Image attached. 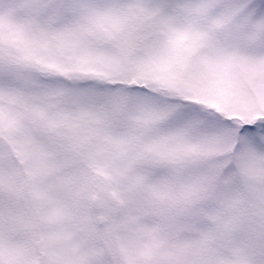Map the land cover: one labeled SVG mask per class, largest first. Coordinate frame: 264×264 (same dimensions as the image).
<instances>
[{"label":"snow or ice","instance_id":"obj_1","mask_svg":"<svg viewBox=\"0 0 264 264\" xmlns=\"http://www.w3.org/2000/svg\"><path fill=\"white\" fill-rule=\"evenodd\" d=\"M0 264H264V0H0Z\"/></svg>","mask_w":264,"mask_h":264}]
</instances>
